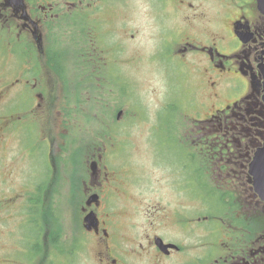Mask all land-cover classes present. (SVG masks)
<instances>
[{
    "label": "flooded vegetation",
    "instance_id": "flooded-vegetation-1",
    "mask_svg": "<svg viewBox=\"0 0 264 264\" xmlns=\"http://www.w3.org/2000/svg\"><path fill=\"white\" fill-rule=\"evenodd\" d=\"M115 3L119 12L108 0H0V264H264V198L250 173L264 146V14L256 0H143L132 16V0ZM129 26L147 43L137 59L178 78L182 96L185 82L204 113L183 151L210 178L189 184L199 203H134L90 137L49 140L59 48L103 78L108 61H131L118 53ZM108 40L119 42L112 55ZM212 189L227 203L207 201Z\"/></svg>",
    "mask_w": 264,
    "mask_h": 264
},
{
    "label": "rangeland",
    "instance_id": "rangeland-1",
    "mask_svg": "<svg viewBox=\"0 0 264 264\" xmlns=\"http://www.w3.org/2000/svg\"><path fill=\"white\" fill-rule=\"evenodd\" d=\"M115 2L116 0H108V7L114 12H119ZM142 2L143 0H132L134 8L129 3L125 10L132 16L135 12L141 11ZM79 27H84V25L81 24ZM132 29H134L132 26L124 29V32L128 30L126 34L129 33V37L124 41L131 43L127 44L121 40V53L120 50L118 53L122 58L128 57L135 47H142L147 44L146 42H135V39L130 38L131 34H135ZM74 32L78 37L79 32L76 29ZM106 44L107 55H112L117 48L120 49L118 41L108 40ZM59 53L62 58L60 65H58L61 80L57 81L56 87L59 92L61 113L56 116L55 123L44 125L46 130H52L49 140L54 146L55 141L61 142L64 138L63 134L66 136L65 139H70L71 131L73 136L79 137L78 134L82 131L78 127L72 128L71 131L65 128L66 119H70L79 125L80 120L74 114L77 98L86 101L85 104H79L82 113L78 118H82V114L87 111L86 103L93 101L90 93L97 94L98 88H100V99L103 101L107 113L104 116L108 115L107 119L114 121L102 126V129L107 131L106 135L101 134V129L96 126L86 129L87 136L91 138V143L95 144L90 146L89 151L94 152L98 149V153L103 157L102 164L107 166L108 171L121 177L129 193L127 199L135 200L134 203H156L157 201L199 203L200 197L193 193V191L196 192L197 187L189 185L191 184L189 177L194 174L193 170L196 167L192 162L189 164L183 158V155L187 156L183 151L188 142L184 138L181 139L180 133H178L179 137L170 132L174 129L180 113L186 116L183 118V124L187 127H191L190 122L192 120L190 119L204 116L203 111L197 109L198 105L194 104L193 99H189L188 102L185 100L188 96L184 91L185 82L183 83L182 96L181 82L178 78L168 75L163 77L164 75L155 72L149 64H143L137 59V55L132 53V65L128 61H126L127 65L119 62L108 66L103 65L106 73L105 83L103 82L104 79H95L93 76L83 73V63L78 62L79 56L76 51V55H74L71 50L64 46L60 47ZM62 77H64L63 80ZM100 81L106 84L105 86L110 84V88L114 90L103 92L99 85ZM186 83H190L188 75L186 76ZM61 84L64 89L66 87L69 90V93L63 92L64 89ZM77 88H85L87 92L82 91L77 97V95L75 96ZM120 90L125 97L128 96L124 103L120 96L121 93H119ZM96 102L94 105L97 104ZM167 103L169 106L164 108ZM118 105L121 107L118 108ZM118 109L123 110L119 122L115 121V113ZM91 116L97 118L100 124H104L99 120L103 115L91 113ZM100 136H108L102 144L97 143ZM88 141L90 144V140ZM188 141L190 142V140ZM40 145L41 157L46 161L48 149L46 138H40ZM74 146L76 147V145ZM78 147L81 145L78 144ZM94 155L97 156V153ZM206 183H210V178L195 180L193 185ZM177 184L183 185V193L182 189H177ZM194 210V207H190L187 211L194 212Z\"/></svg>",
    "mask_w": 264,
    "mask_h": 264
},
{
    "label": "trees",
    "instance_id": "trees-1",
    "mask_svg": "<svg viewBox=\"0 0 264 264\" xmlns=\"http://www.w3.org/2000/svg\"><path fill=\"white\" fill-rule=\"evenodd\" d=\"M61 60H62L61 55L58 53V60H57L58 63H57V65H60V61ZM58 74H59V77H60L59 69H58ZM99 90H100V88H98L97 94H95L93 92L90 93V96L93 97L92 98L93 101H90V102L86 103L87 111L82 114L83 115L82 118H78L79 115L82 113V110L80 109L79 104L80 103L85 104L86 101H83L80 98L79 99L77 98V106H76V110L74 111V114H75V116H77V119H79L80 123H81V126L78 127L82 131V132H80L78 134L79 135V139H80V144H82L85 141V138H84L85 136L88 137L86 129H88L89 127L96 126V127L101 129V134L104 133L106 135L107 131L104 128L102 129V126L105 125L106 123L110 122V121H113V120H108L107 119L108 115L104 116V114L106 112H105L104 103L100 99L101 92ZM66 91H68L67 88H66ZM82 91L83 92H87V89H85V88L84 89L77 88L75 96L77 95V97H78L79 93L82 92ZM102 91L106 92L104 89H102ZM68 93H69V91H68ZM95 102L97 103L96 105H94ZM120 106L121 105H118L117 107H120ZM91 113H94V114H97V115H99V114L103 115V117H100L99 120H100V122H104V124H100L98 122L97 118L91 116ZM74 151L75 152H80L81 149L78 147V148H75ZM193 175L194 176L191 178V180H193V181L199 180V177H197V175H195V172H194ZM208 178H209V176H208ZM203 192L210 198L209 200H207L210 203H227V201H226L227 196L231 195L229 192H220V191H217V190H214V189H212V190H203ZM193 193L194 194H198V192H194V191H193Z\"/></svg>",
    "mask_w": 264,
    "mask_h": 264
},
{
    "label": "water",
    "instance_id": "water-1",
    "mask_svg": "<svg viewBox=\"0 0 264 264\" xmlns=\"http://www.w3.org/2000/svg\"><path fill=\"white\" fill-rule=\"evenodd\" d=\"M258 9L264 13V0H257ZM122 111H118L116 117L119 118ZM252 174L254 175L255 184L260 185L264 181V149L258 151L252 165ZM261 194L262 191L257 189Z\"/></svg>",
    "mask_w": 264,
    "mask_h": 264
}]
</instances>
